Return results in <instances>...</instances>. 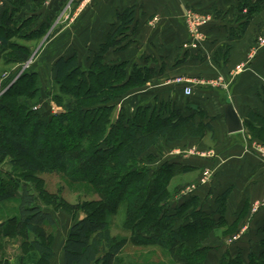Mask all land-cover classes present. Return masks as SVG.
Segmentation results:
<instances>
[{
  "label": "trees",
  "instance_id": "trees-1",
  "mask_svg": "<svg viewBox=\"0 0 264 264\" xmlns=\"http://www.w3.org/2000/svg\"><path fill=\"white\" fill-rule=\"evenodd\" d=\"M17 6L20 10L24 4L18 3ZM246 8L247 26L255 16L262 13L264 1L254 5L244 4L241 6L242 12ZM133 16V9L118 15L119 28L100 46L90 68L86 70L82 68L78 54L63 57L56 62V80L63 88L66 85H63L62 81L66 82L69 76L75 79L71 89L79 91L88 87L87 91L73 96L66 106L74 110L75 125L69 126L68 122L63 125L62 122L68 120L67 114H58L50 123L43 122L31 110L32 103L29 98L32 95L27 94L25 89L12 92L17 84L1 97L0 100L3 101H0V110H4L6 115L0 113V138L5 136L3 132L5 130L7 135L4 137L5 147L0 144V159L10 158L16 169L28 173H24L27 178L64 169L69 172L70 179L79 182L85 180L83 174L89 171L92 159L97 156L100 167L89 180L104 181L107 183L105 184L107 192L119 181L123 182L124 178L131 175L136 177L117 198L110 199L111 197L103 195L101 201L90 204L93 210L73 226L66 240L64 246L66 264H123L119 259L128 241L111 236L106 215L115 213L124 198L128 206L127 215L130 217L126 228L131 231L132 240L140 246L160 245L167 248L172 256L182 257L184 254L187 264H203L204 256L198 255L206 249L200 248V243L204 240L203 234L217 225L213 216L215 213L196 212L193 216L194 223L176 228L177 222L182 220L189 208L198 204V199L192 197L171 213L168 206L166 207L170 202V194L169 180L164 177L167 173L181 171L182 168L178 164L167 163L152 170L147 166L143 167L142 164L149 163L143 157L161 139L176 141L183 139L187 134L201 135L202 132L197 129L205 128L201 125L196 127L189 119H180L173 123L171 118H162L157 113L151 114V108L142 107L141 112L132 117H128L126 111L122 110L119 118L115 122L112 120L115 106L110 103L118 97L121 98L129 89L145 84L150 76L149 72L135 66L129 71L128 62L107 63L105 60V56L111 50L121 47L127 37L125 33L129 29L128 26L133 23ZM33 21L34 17L26 19V16L18 17L14 13L10 15L7 11L5 14L7 25L0 30V63L4 61L6 65L26 64L30 60L31 50L17 44L18 42L15 43V40L30 39L27 33H32L31 35L37 38L46 33L44 27L32 31ZM1 76L0 74V78ZM33 76L34 74L32 76L24 74L16 83L26 87L27 84H36L38 78ZM12 79L1 81L0 89L9 85ZM96 82L97 86H94ZM23 97L28 98L27 103L23 102ZM53 99L63 104L61 95L53 94ZM13 109L16 110L18 117L17 123L12 125L10 118L14 113ZM23 116L26 118L27 126L21 133L10 135L9 131L21 122ZM84 128L89 130L90 135L87 140L79 141L78 131H83ZM45 130L46 133L43 134ZM60 131L64 132L63 135ZM260 131L264 132V128ZM48 133L53 135L60 133L61 138L53 161L38 155V151L43 148V142L49 136ZM63 136L71 139L73 143L71 148H66ZM82 145L83 147H80ZM150 158L153 160V156ZM73 173L76 176H72ZM17 189L18 185H13L0 176V208L7 201L19 202L18 216L15 215L8 220L9 229L12 230L14 237H21L24 244H29L37 251L42 261L49 262L54 252L50 248L52 236L48 234L47 228L55 224L54 219L50 213L40 208L37 196L29 190L27 184H23L19 198H16ZM128 192L130 194H127ZM229 192L223 194L222 200ZM144 194L146 197H143ZM53 199L55 200V197ZM73 208L76 207L72 206L69 209ZM141 208L145 209V212L139 215L138 211ZM220 209L225 211L220 207L218 211L220 213H223ZM5 225L6 222L1 227ZM261 245L263 248L261 257L250 256L249 264H264V240ZM237 264L245 263L239 261Z\"/></svg>",
  "mask_w": 264,
  "mask_h": 264
},
{
  "label": "crops",
  "instance_id": "crops-1",
  "mask_svg": "<svg viewBox=\"0 0 264 264\" xmlns=\"http://www.w3.org/2000/svg\"><path fill=\"white\" fill-rule=\"evenodd\" d=\"M64 1L52 0L48 3L45 0L44 4L48 8L40 6L38 10L37 0H0V30L7 25L5 14L8 11L10 15L14 13L18 17L26 16V19L34 17L32 31L44 27L47 33L56 17V10ZM260 1L264 0H88L86 14L83 13V6L75 10L74 14L76 20L81 16L87 20L84 27L87 29V45L91 53L88 54L90 67L100 46L119 28L118 15L133 9L134 20L125 33L126 39L121 47L105 56L106 62H128L129 66L150 73L151 99L147 96L140 99L142 104H146L145 108H151V114L171 118L173 123L189 119L196 127L202 125L205 131L218 138L215 157L219 163V190L215 193V200L209 197L208 203L199 191L191 197L185 195L180 203L182 205L195 197L198 205L205 207L202 209L204 213H216L221 205L226 206L223 207L227 212L226 219L234 226L248 210L245 228V231L248 229L245 235H248L246 241L241 242L242 246L238 245L239 240L231 247L220 241L216 245L219 248L216 258L219 261L225 259L224 264H237L239 261L249 264L250 256L260 258L263 253L264 155L255 149V144L247 136L252 131L264 128V9L247 26L248 9L243 12L241 9L244 4L254 5ZM18 3L24 4L20 10ZM189 14L209 16L211 21L195 32L191 29ZM31 34L27 33L30 39L17 40L30 50L32 48L27 43L38 40ZM79 46H51L48 53L58 50L59 56L53 68L63 57L81 55ZM241 64L244 65L242 70L238 68ZM178 78H183L184 83H178ZM186 86L193 89L190 97L184 94ZM150 101L151 106L148 104ZM229 104L233 105L242 121V132L230 134L228 131L225 107ZM169 156L178 158L176 164H183L182 169L190 173L204 169L207 159L214 155L206 158L177 152ZM229 190L231 192L222 200L223 194ZM19 193L17 198L21 196ZM255 206L257 208L253 210ZM230 213L232 217L229 219ZM215 219L219 223L221 217L215 215ZM9 226L6 223L1 230L13 235ZM207 247L209 245L203 249ZM203 256L206 261L215 260L209 255ZM8 262L21 264L13 259ZM51 264H55V260ZM58 264H66L63 255Z\"/></svg>",
  "mask_w": 264,
  "mask_h": 264
},
{
  "label": "rangeland",
  "instance_id": "rangeland-1",
  "mask_svg": "<svg viewBox=\"0 0 264 264\" xmlns=\"http://www.w3.org/2000/svg\"><path fill=\"white\" fill-rule=\"evenodd\" d=\"M80 1L81 3H78V0H66L59 5V8L55 13L56 17L51 22L47 33L38 38L37 41H31L30 43H27L29 46H31L30 48L32 49L30 51L31 58L26 64L6 65L4 61L0 63V74L2 75L0 78V82L13 78L9 85H7L6 87L2 86V89H0V99L6 94V92L12 90L11 87L13 85L17 84L15 87L16 89L12 90V92L16 90L23 91L25 89L27 94L32 95V97L29 98L32 103L31 110L37 117H39V119L43 120V122L46 123L52 122V118L57 116L58 114H67L68 120L63 121V125H65V122H68L67 124L69 126L75 125L76 121L73 114L74 110H72L71 108H67L66 106L68 102L73 99V96L81 94L83 91H87L88 89V87H84L83 90L79 91H77L76 89H71L73 88L72 84L75 83V79L70 76L66 80V82L62 81L63 85H66V87L63 88L61 84H59L56 80V73L54 74V72H56V68H53V63L59 57L57 55L58 50L55 49L57 51L52 54L48 53L49 50H51L49 49L51 46L54 48H59L61 46L72 48L76 47V45L79 44L81 45L79 46V48L82 49L81 55L79 54V56L81 57V66L85 70L90 68V58L88 57V54L91 53L87 45V29L86 27H84L87 23V20L82 16L77 20L74 19V14L76 12L75 10L83 6V13L86 14V10L89 7L87 5L88 0ZM44 3H46L45 0H37L36 8L38 10L40 6L43 9L48 8V6H46V4ZM206 17L209 16H203V18ZM17 42L18 41L15 40V43ZM64 51L65 50L63 48V53ZM251 56L253 57L252 53ZM37 63L41 65L40 68L39 65H36ZM243 66L244 65L241 64L238 66V68L242 70ZM132 67L133 66H129V71H131ZM24 74H28L30 76L34 74L33 77H37L38 82H36V84L32 83L31 85L27 84V87L16 83V81L20 79ZM97 83L98 82H96L94 86H97ZM29 85L30 88H28ZM151 89L152 82L151 79L148 78L145 84L138 85L133 87L132 89H129L125 94H123L121 98L118 97L116 100H114V102H111L110 104H114L115 106L112 113L113 122H115L119 118L122 110L126 111L128 117H132L138 112L140 113V106H142V108H145L144 106L146 105L142 104L143 101H141L142 99L140 98L144 96L150 98ZM53 94L61 95V98H63V104H60L55 99H53ZM23 98V102L27 103L28 98ZM146 100H148V98L145 99V101ZM150 103H152V101L148 103L151 106ZM13 111L14 113L10 118L12 125L17 123L18 117L16 114V110L13 109ZM0 113L3 116L6 115V112L4 110H0ZM23 117L24 118H22L21 122L16 125L17 127L14 125L15 127L13 126V129L9 131L10 135L21 133L22 129L27 126L26 118L25 116ZM197 130H200L202 134H187L183 137V139L176 141H169L166 138L161 139L159 143L156 144L149 152H147L145 157H143L145 158V161H148L149 163L142 164V166L145 168L147 166L149 169L151 168L152 170H155L159 167H163L167 163L176 164L179 161L178 158L176 159L175 157L169 156V154L171 155L179 152L180 154L199 155L206 158H210L214 155L211 159H207V164L205 162L204 169L202 168V170H195L189 173L188 171L182 169L181 171H176L170 174L167 173L165 175L164 178L167 179V181L169 180L168 184L170 205L168 203L166 207L168 206L167 208L170 210V213L180 207L181 199L187 194H189L191 197L197 192L201 191V193L206 197V201L208 202L209 197L210 200H215V193L217 190H219V181L217 180L219 163L217 162L215 157L217 153L216 149L218 145V138L212 133L205 131L204 129L198 128ZM200 131L197 132L199 133ZM3 132L5 133L4 137L6 138V130ZM45 133L46 130L43 132V134ZM60 133L63 135L64 132L60 131ZM60 133H57L55 135H53L52 133H48L49 136H47V140L43 142V148L38 151V155L47 157V159L53 161L54 155L58 152L57 145L61 140ZM89 133V130L86 128H84L83 131L79 130L77 138L79 139V141L87 140V137H89L90 135ZM248 135L249 136H247V139L253 142L255 144V149L258 150V152H261L262 155H264V132L260 130L252 131ZM4 137L0 138V144L3 147H5ZM125 137L127 136L125 135ZM64 144L67 149L73 146V143L69 137H65ZM80 147H83V145ZM151 156H153V160L152 158H150ZM99 161L100 160L97 158V156H95V158H93L91 161L89 171H86L85 174H83L85 180L76 182L70 179L69 172L64 169L53 171L48 174L32 175V177L27 178L24 173H28L26 171H23L22 169H16L12 165L10 158L0 159V176L2 177V179L10 182L13 185H18L17 192L19 195V192H21L22 194L21 190L23 184H27L29 190L33 194H35V196H37L38 205L40 206V208L50 213L55 222L53 226L47 228L48 234L52 236L50 248L53 250L54 256L49 262H44L41 260V255L37 251L32 249L29 244H24V240L21 237H14L13 235L7 233L9 231L1 230L3 228L1 227V225L4 222L8 223V220L11 217L15 215L18 216L19 206V202L15 200L3 203L0 208V262H8L9 260L13 259L20 262L21 264H51V262L55 260V264H58L61 255L65 257L64 246L66 240L70 235L71 229L77 222L85 218L86 214H88L89 211L93 210V207H90V204L98 203L99 201H101V196L103 195L111 197L110 199L117 198L119 194H121V192L124 191V189H126L136 178L132 175L128 176L124 178L123 182L119 181L117 185H115L107 192V187L105 185L107 183H105L104 181L102 182L101 180H89V178L95 175V171L100 167ZM157 163H159V167L157 166ZM179 167L183 168V164H179ZM183 171H185L186 173ZM73 175L74 173L72 174V176ZM213 190H215V192L211 194V191ZM229 191L231 192V190ZM127 194H130V192H128ZM54 197L55 200L53 199ZM143 197H146L145 194ZM125 199L126 198H124V200L121 202V205L115 213H109L106 215V221L111 231V236L121 241H128L127 245L123 249L119 261L123 264H187V258L184 256V254L182 255V257L181 255H176L173 257L165 247H162L160 245L140 246L134 240H132V233L126 228L127 224H129L130 217L127 215L128 206L126 205L127 201ZM196 204L189 208V210L184 214L182 220L177 222L176 228L184 225L186 222L187 224L194 223V214L196 212H201L202 209H205L204 206H199L198 204ZM218 204L219 202L217 203V205ZM66 206L68 207L66 208ZM72 206H75L76 208L69 209ZM221 207L223 208L226 206L221 205ZM256 208L257 207L255 206L253 210ZM253 210L251 208V211ZM218 211L213 214L214 218L216 215V217L222 216L223 219H220L221 221H219L217 225L208 230L207 233L203 234L205 237L203 238L204 240L202 241V243H200V248H203L207 245H209V247H207L201 255H198V257H201L206 254V256L209 255L211 256L210 258H215V260L210 259V262L204 260L203 264H224L225 259L219 261L216 258V254L219 249L216 246L219 243L218 241H220V243H225L227 247H231L232 245H235L234 243L236 241H240L238 245L242 246L241 242H245V238L248 235V233L245 235L248 230L247 229L245 231V228H247L246 225L248 223V210L247 212H245L240 222L235 226L234 223L230 224L226 219L227 212L221 209L220 211H222L223 213H220ZM144 212L145 209L141 208L139 209L138 214L140 215ZM207 214L211 213L208 212ZM231 217L232 214L230 213L229 219ZM159 226L160 225H158V227ZM184 252L187 255L186 251Z\"/></svg>",
  "mask_w": 264,
  "mask_h": 264
},
{
  "label": "water",
  "instance_id": "water-1",
  "mask_svg": "<svg viewBox=\"0 0 264 264\" xmlns=\"http://www.w3.org/2000/svg\"><path fill=\"white\" fill-rule=\"evenodd\" d=\"M225 118L230 134H235L243 131L242 121L235 111L233 105L229 104L225 107Z\"/></svg>",
  "mask_w": 264,
  "mask_h": 264
},
{
  "label": "built area",
  "instance_id": "built-area-1",
  "mask_svg": "<svg viewBox=\"0 0 264 264\" xmlns=\"http://www.w3.org/2000/svg\"><path fill=\"white\" fill-rule=\"evenodd\" d=\"M50 1H52V0H47V2H50ZM189 19H190L191 29L193 31H195V32H198V30L202 26L206 25L210 21L209 17L203 18V16L200 17L199 15L197 16V15H194V14H189ZM177 82L180 83V84H183L184 83V79L183 78H179L177 80ZM184 94L187 97L192 96V94H193L192 87L186 86L185 89H184ZM263 154H264V150H263Z\"/></svg>",
  "mask_w": 264,
  "mask_h": 264
}]
</instances>
